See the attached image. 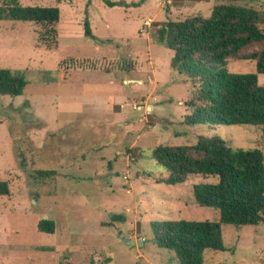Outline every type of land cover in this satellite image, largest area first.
<instances>
[{
    "label": "rangeland",
    "instance_id": "rangeland-1",
    "mask_svg": "<svg viewBox=\"0 0 264 264\" xmlns=\"http://www.w3.org/2000/svg\"><path fill=\"white\" fill-rule=\"evenodd\" d=\"M216 2L264 11V0H18L58 8L57 46L49 49L37 42L39 25L0 21V68L28 82L21 95H0V180L9 188L0 195V264H177L172 250L155 244L152 224L218 220L192 191L216 176L167 184L168 170L152 157L155 146L200 137L264 155L262 127L184 123L193 83L170 69L173 53L155 38L166 21L208 17ZM225 69L252 73L255 63L230 60ZM99 85L108 93L84 92ZM111 95L116 106L108 110ZM40 168L56 175L38 178ZM41 219L55 222L53 233L38 230ZM221 234L223 249L205 250L203 264H264V221L221 224Z\"/></svg>",
    "mask_w": 264,
    "mask_h": 264
},
{
    "label": "trees",
    "instance_id": "trees-1",
    "mask_svg": "<svg viewBox=\"0 0 264 264\" xmlns=\"http://www.w3.org/2000/svg\"><path fill=\"white\" fill-rule=\"evenodd\" d=\"M18 0H0V21H28L44 33L37 42L57 46V7L20 6ZM110 6L118 2L107 1ZM84 33L93 37L87 21ZM45 35V36H44ZM156 40L172 51L170 69L193 83V97L186 103L188 125H253L264 128V11L252 6L223 2L215 4L208 17L195 14L168 20L156 31ZM258 45L253 50L246 47ZM230 60L254 61L252 73H231ZM20 71L0 68V95H21L27 85ZM152 157L168 170L167 184H180L190 174L217 177L215 183L192 187L200 206L218 211V220H161L152 224L157 247L172 250L177 264H203L207 249L222 250L221 224L258 225L264 221V155L258 148H232L219 137H200L191 145H158ZM38 178L56 175L55 168L37 169ZM9 193L0 180V195ZM114 221H123L113 215ZM55 222L41 219L40 232L53 233Z\"/></svg>",
    "mask_w": 264,
    "mask_h": 264
},
{
    "label": "crops",
    "instance_id": "crops-1",
    "mask_svg": "<svg viewBox=\"0 0 264 264\" xmlns=\"http://www.w3.org/2000/svg\"><path fill=\"white\" fill-rule=\"evenodd\" d=\"M216 4H217V2H216ZM214 6V5H213ZM127 9H128V7H127ZM152 18V17H151ZM151 18H149V17H147L146 19H144L143 20V25H145L144 23H145V21L147 20V19H151ZM143 25L141 26V27H143ZM146 26V25H145ZM150 26V25H149ZM149 26H147V27H149ZM140 30L142 31V28H140ZM139 30V31H140ZM140 31V32H141ZM93 35H94V33H93ZM124 82H126V81H124ZM151 82H153V81H151ZM110 84H112V81H110L109 82ZM100 87H93V88H90V89H85V87L83 86V89H84V92H89L90 94H89V96H100V95H102L103 93H108V92H104V91H106L105 89H103L102 88V86L101 85H99ZM120 93V92H119ZM143 99H144V97H142ZM144 102H146V100L144 99ZM116 103H115V100H114V98H113V96L111 95V96H109V99L107 100V102H106V105L108 106V110H110V109H112L114 106H116L115 105Z\"/></svg>",
    "mask_w": 264,
    "mask_h": 264
},
{
    "label": "built area",
    "instance_id": "built-area-1",
    "mask_svg": "<svg viewBox=\"0 0 264 264\" xmlns=\"http://www.w3.org/2000/svg\"><path fill=\"white\" fill-rule=\"evenodd\" d=\"M151 22H152L151 19H147L144 24L146 26H149ZM131 107L132 109H140V106L136 102H133L131 104ZM126 177H127L126 175L123 176L124 179H126Z\"/></svg>",
    "mask_w": 264,
    "mask_h": 264
},
{
    "label": "water",
    "instance_id": "water-1",
    "mask_svg": "<svg viewBox=\"0 0 264 264\" xmlns=\"http://www.w3.org/2000/svg\"><path fill=\"white\" fill-rule=\"evenodd\" d=\"M123 242H124L125 244H129V243L126 241V239H125V238H123ZM130 243H132V244H133V242H130Z\"/></svg>",
    "mask_w": 264,
    "mask_h": 264
}]
</instances>
